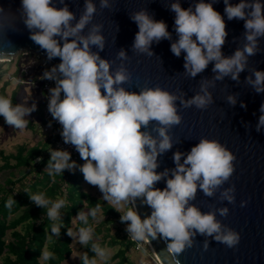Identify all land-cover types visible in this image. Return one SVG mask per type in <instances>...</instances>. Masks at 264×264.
Instances as JSON below:
<instances>
[{
    "label": "clouds",
    "instance_id": "clouds-1",
    "mask_svg": "<svg viewBox=\"0 0 264 264\" xmlns=\"http://www.w3.org/2000/svg\"><path fill=\"white\" fill-rule=\"evenodd\" d=\"M58 2L62 7H57L54 0H21L18 9V19L29 31V38L45 51L49 61L54 58L61 61L43 74V79L55 82V87L49 89L47 109L61 126L64 144L74 146L85 161L78 165L68 151L52 150L47 171L53 182L56 175L65 170L74 172L78 168L85 182L98 188L103 200L117 209L125 204L131 205L120 217L121 223L127 224V233L136 242L149 241V237L170 241L165 250L170 257L168 264H179L177 257L193 247L197 234L235 248L240 235L216 219V212L221 217L228 215L227 207L202 213L189 203L195 199L198 188L205 196L212 197L230 179L236 160L231 151L215 140L201 139L190 152L173 154V169L159 173L156 170L158 157L173 147L170 130L182 122L176 102L179 101L180 107L185 109L192 106L207 109L214 103L208 87H214L216 81H223L226 77L239 82L240 74L248 67L249 57L260 51L259 41L264 38V3L261 0H239L232 4L230 0H223L227 19L244 21L245 29L243 47L228 57L222 53L228 36L224 17L213 7L218 0H198L187 9L181 7L180 0L170 4L168 9L175 14L177 36L171 42L170 51L177 58L182 52L186 53L183 57L184 74L195 78L214 63L213 80H202L199 93L185 100L183 94L177 96L159 87L143 88L139 93L126 91L122 85L130 81L131 74L123 64L113 72L112 62L99 55L104 50L105 38L101 34L103 26L92 24L97 12L93 0H84V11L79 19L69 10L65 0ZM111 7L109 0H100L101 9ZM16 19L14 14L0 6V63L9 62L14 55L3 47L2 42L7 41L9 28L15 30ZM130 19L138 27L131 46L134 53L151 57L154 55L151 51L153 43L172 41L167 24L156 21L147 10L132 13ZM89 24L92 27L84 35ZM93 46L98 51H93ZM34 52L45 58L38 51ZM117 55L121 61L128 58L123 49ZM245 82L255 93H264V71L252 69ZM13 83L19 81L13 79ZM227 102L234 107L237 96L229 95ZM240 106L246 108L243 103ZM36 110V103L30 107L24 104L13 106L10 99L0 96V116L15 129H25L28 124L25 117ZM259 111L257 132L264 129V103ZM151 122H155V126L149 131ZM142 128L145 130L141 131ZM182 157H186L183 163ZM162 180L166 181L163 190L155 187ZM234 192V186L227 188L221 192V200L234 203ZM29 198L37 207L47 208V216L52 221L59 219V210L66 203L64 199H46L42 193ZM137 199L151 209V214L143 220L135 210ZM14 202L9 198L6 207L10 209ZM246 203L241 202L240 206L244 207ZM99 211L100 205L97 204L88 213L78 212L76 218L87 225L88 216L95 218ZM51 233L59 236L60 226L53 224ZM67 235L78 238L81 245L87 246L93 239V228L81 227L78 232L68 229ZM52 236L48 237L50 241ZM207 248L208 241L205 240L204 249ZM91 250L101 261L110 258L109 251L98 244L93 243ZM52 258L53 253L45 247L41 260ZM83 264H96V259L89 261L85 254Z\"/></svg>",
    "mask_w": 264,
    "mask_h": 264
},
{
    "label": "water",
    "instance_id": "water-1",
    "mask_svg": "<svg viewBox=\"0 0 264 264\" xmlns=\"http://www.w3.org/2000/svg\"><path fill=\"white\" fill-rule=\"evenodd\" d=\"M93 2L96 4L97 12L92 24L103 26L101 34L105 38L104 50L99 52V55L112 62L113 72L123 64L131 74L130 81L122 85L126 91L139 93V90L143 88L159 87L177 96L183 94V98L187 100L199 93L202 80H213L214 63H210L207 69L195 78H190L184 74L183 57L186 53L182 52L177 58L170 51L171 42L177 39L174 31L175 14L168 9L174 0H109L112 4L110 9H101L100 0H93ZM180 2L181 7L187 9L198 0H180ZM205 2H211V0H205ZM230 2L236 4L239 0H230ZM261 2L264 3V0ZM65 3L79 19L84 11V0H65ZM54 4L62 7L58 0H54ZM20 5L21 0H0V6L17 17L15 30L9 28L6 33V39L10 44L3 41V47L14 52V55L23 49L38 51L47 59L45 51L29 38V31L18 19ZM213 7L224 17L228 36L222 47V53L228 57L237 48L243 47L244 21L235 19L229 21L224 14L223 0H218ZM142 9L147 10L156 21L165 22L168 31L172 34V41L162 40L159 44L153 43L151 51L154 55L151 57L138 55L131 50L138 27L130 19V15ZM92 24L84 29V35L88 33ZM62 43L61 41V46ZM259 46L260 51L255 56L249 57L248 67L240 74L239 82L226 77L223 81H216L214 87H208L214 103L207 109L200 110L195 106L185 109L180 107L179 101L176 102L182 122L170 130L173 147L158 157L159 167L156 171L159 173L165 169H173L175 167L173 154L177 151L190 152L201 139L215 140L225 146L236 157L233 162L235 169L233 175L216 190L212 197L205 196L198 188L195 199L189 203L202 213L216 212L217 209L227 207L228 215L221 217L216 212V219L223 226H227L240 235L239 244L235 248H228L211 237L197 234L194 237L193 247L187 248L177 257L179 264H264V129L260 132L256 131V124L261 115L259 109L264 103V93H255L253 88L245 82V78L251 75L252 69L264 71V38H260ZM121 49L125 50L128 56L123 61L118 59L117 55ZM92 50L98 51L95 46ZM51 61L56 65L61 62L59 58ZM63 95L62 93V99ZM229 95L237 96V104L234 107L227 102ZM241 103L246 105V108H242ZM154 126L155 122H151L147 130L150 131ZM144 130L141 129V131ZM184 158L186 157H182L181 163ZM233 186L235 202L222 201L221 192ZM155 187L163 190L166 187V181L158 182ZM244 201L247 203L241 207V202ZM135 210L142 220L151 214V209L141 204L140 199L135 202ZM205 240L208 241L207 250L204 249ZM149 242L159 260L163 264H168L170 257L165 250L170 241H164L159 237L153 240L149 237Z\"/></svg>",
    "mask_w": 264,
    "mask_h": 264
},
{
    "label": "trees",
    "instance_id": "trees-1",
    "mask_svg": "<svg viewBox=\"0 0 264 264\" xmlns=\"http://www.w3.org/2000/svg\"><path fill=\"white\" fill-rule=\"evenodd\" d=\"M1 66L2 63H0V78L8 70V68L2 70ZM8 85L9 80H4L0 86V96L7 97ZM17 93L18 90L13 91L10 97L13 105L16 102ZM43 107L44 104H40L37 112L44 120ZM49 124L52 123L49 122ZM57 138L58 135L51 134L47 136L43 145L40 141L31 146L21 143L16 146L14 153L6 154L3 149L0 151L3 161L0 163V173L8 170V175L6 174L4 181L0 182V264H40L45 247L53 253V258L45 261V264H61L72 252L70 246L72 239L67 235V230L72 227V220L78 212L88 213L97 204L100 205V211L97 214H101V219L97 221L89 215L87 225L77 219L73 226L74 230H79L81 227L93 228V239L84 246V252L78 264H83L85 254L89 261L96 257V253L91 250L93 243L99 245L107 243L111 247L120 244L111 259H117L115 264H130L131 260L126 256L127 250L135 248L143 250L146 247L145 244L131 239L126 231V223L115 224L121 220V215L131 205L127 204L124 212H121L114 205L103 200L101 196L98 197L83 190L78 181L79 176L83 178L82 173L78 175L71 172V176L68 177V174L64 172L56 175L53 182V177L49 176L47 171L49 161L47 159L50 158L49 152ZM37 158L40 160L36 161ZM77 163L83 165L85 161L80 159ZM29 175H31L30 178H28ZM41 193L46 199L52 201L57 199L66 201L65 206L59 210L57 221L48 218L47 208L37 207L30 200L31 195ZM9 198L15 201L10 209L6 207ZM53 224L60 226L59 236H52ZM110 226L115 227L114 234L109 233ZM49 236H52L51 241L48 239ZM139 244L143 245L139 246Z\"/></svg>",
    "mask_w": 264,
    "mask_h": 264
},
{
    "label": "rangeland",
    "instance_id": "rangeland-1",
    "mask_svg": "<svg viewBox=\"0 0 264 264\" xmlns=\"http://www.w3.org/2000/svg\"><path fill=\"white\" fill-rule=\"evenodd\" d=\"M43 59L38 55L37 52L29 51L23 49L22 51L16 53L10 60V62L2 63L1 69L4 70L8 68L7 72L2 75L0 78V86L3 84L4 80H9V85L6 87V93L8 99H10L12 92L18 90L16 95V102L13 106L17 104H24L26 106H31L32 103H36L37 108L40 104H44V96L41 89V79L43 78L44 68L42 66ZM17 71V72H16ZM14 72H16L14 74ZM13 79L18 80L19 83H13ZM28 120L27 127L23 130L15 129L13 127L8 126L4 118L0 116V151L3 149L4 153H14L15 148L18 144L26 143L29 146L36 144V142L40 141L43 145L48 135H51L55 132V127L52 124L44 122L40 113L37 110L29 117H25ZM48 158L47 160H49ZM40 160V158L36 159ZM1 160L0 155V163ZM14 162V161H13ZM78 165L80 163H77ZM68 174V177L71 176V172L65 170ZM73 173H77L78 175L81 173L77 168ZM8 175V170H4L0 173V182H3L5 177ZM17 175V174H16ZM15 176V175H14ZM29 175L28 178H30ZM78 181L83 190L91 192L92 194L97 195L98 197L102 194L99 192L98 188L90 186L87 184L82 178L79 176ZM17 187V186H16ZM127 204L119 207L118 210L124 212ZM116 207V206H115ZM95 219L98 221L101 219V214H97ZM77 218L74 217L72 220V227L70 228L73 232H78V230H74L73 226L76 223ZM116 225H121V220L115 223ZM127 227V225H126ZM115 227L110 226V234L115 233ZM72 239V238H71ZM146 245V247L142 249L135 248L134 250L129 249L126 252L127 258L131 260L130 264H163L155 250L152 246L146 241L141 242ZM143 244H139L142 246ZM99 245V244H98ZM72 248L71 255L68 259H66L61 264H78L80 257L84 252V245H81L78 241V238L72 239L71 244ZM102 249H107L110 253V258L107 261H101L97 256L96 264H115L117 259H111L115 252H117L120 244L114 245L113 247L109 246L107 243L105 245H99ZM155 252V253H154ZM40 264H45V261L41 260Z\"/></svg>",
    "mask_w": 264,
    "mask_h": 264
},
{
    "label": "built area",
    "instance_id": "built-area-1",
    "mask_svg": "<svg viewBox=\"0 0 264 264\" xmlns=\"http://www.w3.org/2000/svg\"><path fill=\"white\" fill-rule=\"evenodd\" d=\"M56 64L53 63L52 61L47 60L46 58L43 59L42 62V66L44 68V72L50 70L53 66H55ZM42 83H41V89L43 92V96H44V107H43V116L45 120H50L52 122H54L55 125H57L59 127V135L58 138L56 140L55 145L53 146L52 150H66L71 154V158L73 161L77 160L80 156L78 154V152H76L74 146L72 145H66L63 142V139L60 135L61 132V126L59 125V123L57 121H55L52 116L50 115V113L48 112L47 109V105H48V96L50 95L49 93V89L55 87V82L54 81H50V80H46V79H41Z\"/></svg>",
    "mask_w": 264,
    "mask_h": 264
},
{
    "label": "bare ground",
    "instance_id": "bare-ground-1",
    "mask_svg": "<svg viewBox=\"0 0 264 264\" xmlns=\"http://www.w3.org/2000/svg\"><path fill=\"white\" fill-rule=\"evenodd\" d=\"M43 118H44V116H43ZM45 120V119H44ZM46 122H50V123H52L54 126H55V132L53 133L54 135H59V127L57 126V125H55L54 124V122H52V121H50V120H45ZM53 148V147H52ZM51 148V149H52ZM51 151V150H50ZM81 158L79 157L77 160H75L76 161V163L80 160ZM149 244H150V242L149 241H147ZM151 245V244H150ZM152 246V245H151ZM153 248V247H152ZM154 249V248H153ZM155 253V252H154Z\"/></svg>",
    "mask_w": 264,
    "mask_h": 264
}]
</instances>
